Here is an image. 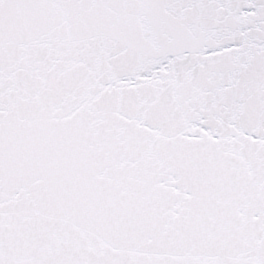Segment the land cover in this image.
<instances>
[{"label": "snow or ice", "instance_id": "snow-or-ice-1", "mask_svg": "<svg viewBox=\"0 0 264 264\" xmlns=\"http://www.w3.org/2000/svg\"><path fill=\"white\" fill-rule=\"evenodd\" d=\"M0 264H264V0H0Z\"/></svg>", "mask_w": 264, "mask_h": 264}]
</instances>
